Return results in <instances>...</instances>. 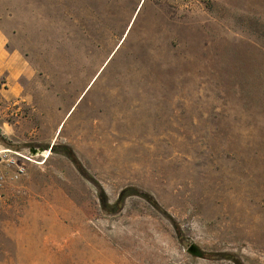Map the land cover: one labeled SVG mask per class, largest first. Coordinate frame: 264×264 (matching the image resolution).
<instances>
[{
    "label": "rangeland",
    "instance_id": "374dc122",
    "mask_svg": "<svg viewBox=\"0 0 264 264\" xmlns=\"http://www.w3.org/2000/svg\"><path fill=\"white\" fill-rule=\"evenodd\" d=\"M0 31V139L48 152L0 264H264V0H0Z\"/></svg>",
    "mask_w": 264,
    "mask_h": 264
},
{
    "label": "built area",
    "instance_id": "2783aa9c",
    "mask_svg": "<svg viewBox=\"0 0 264 264\" xmlns=\"http://www.w3.org/2000/svg\"><path fill=\"white\" fill-rule=\"evenodd\" d=\"M43 151L31 155L29 150L20 151L5 145L0 139V197L8 180H17L25 174L28 164H37L35 158L42 157Z\"/></svg>",
    "mask_w": 264,
    "mask_h": 264
},
{
    "label": "water",
    "instance_id": "95a60500",
    "mask_svg": "<svg viewBox=\"0 0 264 264\" xmlns=\"http://www.w3.org/2000/svg\"><path fill=\"white\" fill-rule=\"evenodd\" d=\"M53 148V146H49L47 147L46 149H49L51 150ZM29 150V153L31 155H36L37 153H40L42 151L45 150V148H34V147H31L28 149ZM186 252L194 257V258H198V259H203L205 256H206V253L205 251H203L200 247H198L196 244L194 243H191L187 246V249H186Z\"/></svg>",
    "mask_w": 264,
    "mask_h": 264
},
{
    "label": "crops",
    "instance_id": "0c3cea01",
    "mask_svg": "<svg viewBox=\"0 0 264 264\" xmlns=\"http://www.w3.org/2000/svg\"><path fill=\"white\" fill-rule=\"evenodd\" d=\"M11 55L15 57L14 53H12ZM22 62L21 60H18V64L21 65ZM10 67V54L6 52L4 36L0 31V74L3 73L5 70L9 69Z\"/></svg>",
    "mask_w": 264,
    "mask_h": 264
},
{
    "label": "flooded vegetation",
    "instance_id": "af4514ba",
    "mask_svg": "<svg viewBox=\"0 0 264 264\" xmlns=\"http://www.w3.org/2000/svg\"><path fill=\"white\" fill-rule=\"evenodd\" d=\"M51 146H53V145H51ZM47 148V147H46ZM57 148H55L54 146H53V148L50 150V151H53V150H56ZM127 191H125L124 193H123V195L126 193ZM120 200H122V198L120 199Z\"/></svg>",
    "mask_w": 264,
    "mask_h": 264
},
{
    "label": "bare ground",
    "instance_id": "6f19581e",
    "mask_svg": "<svg viewBox=\"0 0 264 264\" xmlns=\"http://www.w3.org/2000/svg\"><path fill=\"white\" fill-rule=\"evenodd\" d=\"M42 155H48V152L47 151H44Z\"/></svg>",
    "mask_w": 264,
    "mask_h": 264
}]
</instances>
